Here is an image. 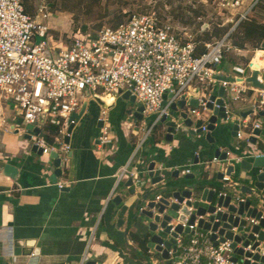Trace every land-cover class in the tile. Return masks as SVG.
Listing matches in <instances>:
<instances>
[{"label":"built area","instance_id":"obj_1","mask_svg":"<svg viewBox=\"0 0 264 264\" xmlns=\"http://www.w3.org/2000/svg\"><path fill=\"white\" fill-rule=\"evenodd\" d=\"M200 1L203 5L226 15V24H233L220 39L201 44L194 41L193 35L189 33L184 35L183 40L169 20L162 19L156 12L130 15L118 26L104 27L95 35L79 31L65 42L63 39H55L51 33L47 23L50 14L47 13L45 5L30 14L26 11L25 0H0V104L14 107L20 122L17 128L14 125L12 129L29 135L30 142L43 150L42 156L49 158L51 153L57 154L62 177L68 168V154L71 152V146L65 143V137L71 138L80 121L72 119L73 114L81 112L88 98L114 99L129 93L130 97H134L135 102L143 107V119L135 120L127 126V132L133 139V152L115 175L116 184L110 198L125 178L132 179L133 185L143 181L150 184L148 168L151 163H154V178H162V181L152 185L151 189L165 190L174 172H178L179 180L194 176L195 181L201 180L202 173L206 174L207 181H211L209 176L215 168L219 169L218 174H222L220 190L212 187H204L201 190L195 186L187 188L191 197L185 198L182 205L192 203L188 208L189 214L184 222L173 221L168 225L171 226L170 234H164L160 230V236L163 238L160 244L162 251L157 250V244L148 248L150 264H166L167 261L171 264H261L246 256V253L251 251V246L244 249L243 255H238L236 251L242 248V245L238 244L233 249V241L223 239L219 234L222 226L217 232L200 228V222H210L212 215H198L193 207V203L197 201L201 205L208 204L202 201L205 190L216 192L217 198L233 195L230 205L237 210L240 203H246L250 196L241 194L242 183L233 174H227L228 167L240 163L244 157L229 149L223 152L221 149L220 153H226L225 161L215 156L202 157L199 152H195V163L190 162L184 167L168 168L151 157L141 169L131 168L132 165L138 164L139 154L143 150L175 148L174 142L180 134L206 136L210 132V119L214 110L221 108L216 103L220 87L224 88L223 101L228 122L238 125L234 137L238 149H244L250 144L249 140L254 137L255 130H264V125L258 119L261 112H264V89L255 88L247 82V79L257 72L259 82L264 84L258 64L253 67L255 61L250 60L244 65L247 70L234 67L233 71L238 75L227 77L236 79L235 82L217 78V74L223 75L218 71V67L222 65L226 55L239 50L231 41L237 28L249 21L257 6L264 0ZM224 25L220 24L219 27L223 28ZM212 31H209L210 36ZM251 92L258 93L259 97L251 103L248 111L251 113L243 118L241 114L235 113L233 108L236 103L250 99ZM212 97H216V100L212 101ZM192 99L197 100V107L190 106ZM181 100L185 104L183 108L178 107ZM209 104H212V110L209 109ZM174 106L177 107L176 113L172 112ZM181 113L186 115L185 119L180 117ZM163 118L166 119L165 122L176 124L175 133L171 134L172 141L165 139L167 129L161 123ZM185 120L191 121L192 125L184 126ZM99 122L102 124L99 144L109 145L113 142L112 127L105 110ZM45 126L59 128L53 143H48L45 139ZM71 126L73 130L69 134ZM28 127L33 130H27ZM36 129L39 130L38 134L34 132ZM251 156L261 157L264 153L257 151ZM197 166L202 168L199 179L194 174V168ZM55 186L63 190L66 182L58 179ZM257 198L258 210L262 214L260 217H247V211L241 216L234 215L235 218L246 222L245 234H249L254 226L264 221V191L261 192V198ZM161 199L180 205L177 199L162 194L157 195L153 201L157 203ZM145 209L146 205L141 211ZM227 210L217 208L214 216ZM214 222L219 221L214 219ZM176 226H181L182 230L173 237L171 234L175 233ZM238 229L234 227L232 231L237 233ZM213 236H216L214 241ZM171 239L174 243L168 250L169 258L164 259V243ZM261 257H264V254H261Z\"/></svg>","mask_w":264,"mask_h":264},{"label":"crops","instance_id":"obj_2","mask_svg":"<svg viewBox=\"0 0 264 264\" xmlns=\"http://www.w3.org/2000/svg\"><path fill=\"white\" fill-rule=\"evenodd\" d=\"M231 55L232 64L245 65L254 60L253 67L258 64L264 75V39L258 50H236ZM258 97V93L251 92L250 99L234 105V112H248ZM85 102L86 109L70 138L72 157L68 168L55 182L53 161L33 152L27 134L12 129L18 127L19 114L13 106L0 104V264H150V257L137 241L145 239L147 225L143 219L132 220L139 199L125 188L130 178L123 179L110 198L115 175L133 152L127 126L137 119L127 114L130 107L122 98H88ZM104 110L112 127L113 142L109 145L98 141ZM258 119L264 125V117ZM233 124H222L212 134L222 152L229 149L244 158L257 151L264 153L260 138L256 145L238 149ZM174 144L173 149L143 150L138 164L131 168L141 169L151 157L168 168H179L195 163V152L202 157L214 156V146L206 136L180 134ZM218 170H211V182H216ZM201 171V166L194 168L197 177ZM58 179L66 182L63 190L55 186ZM118 196L122 198L120 205L114 203ZM132 254L140 257L136 259Z\"/></svg>","mask_w":264,"mask_h":264},{"label":"water","instance_id":"obj_3","mask_svg":"<svg viewBox=\"0 0 264 264\" xmlns=\"http://www.w3.org/2000/svg\"><path fill=\"white\" fill-rule=\"evenodd\" d=\"M264 81V75L260 74ZM217 78L222 81L227 82H235L236 79L227 77L225 75L217 74ZM247 82L251 83L255 88L264 89V84H261L258 80V73H254V75L247 79ZM224 88H219L218 93V99L216 100V97H212L211 100L215 101L218 105L221 106L220 109L214 110V115L210 119V125L209 130L210 132L206 135V139L209 142L210 145L214 146L213 154L215 157H219L220 160L225 161L226 160V153H220L221 147L217 144L215 138L212 136V134L215 131H218L221 127V124H219V120H223L225 122H228L225 108H224ZM122 99L129 103L130 109L128 110V115L132 116L134 119H137L141 121L143 119L142 113H143V107L135 102L134 97H130L129 93H126L122 96ZM184 101L181 100L178 103L179 108L184 107ZM198 103L196 99H192L190 101V106L197 107ZM212 104H209V109L212 110ZM86 109L85 107L81 110L79 114H73L72 119L75 121H79L83 112ZM172 112H177V107L174 106L172 108ZM251 112H246L241 114L243 118H246ZM260 116L264 117V112H261ZM180 117L182 119L186 118V115L184 113L180 114ZM166 119L163 118L161 123L165 125L166 127V137L165 139L167 141H172L171 134L175 133V126L176 124L174 122H165ZM192 123L189 120L184 121V126H191ZM200 123H198V126ZM27 130H33L32 127H28ZM73 130V126H71L68 130V133L70 134ZM238 131V125L236 123L232 126V135L236 137V132ZM36 134L39 133V130H34ZM254 137L250 138V144L256 145L258 139L264 141V136L262 135V131L260 129H257L253 133ZM26 138L30 140V136L27 135ZM70 138L65 137V143L69 144ZM33 152L37 153L39 156H42L43 150L39 148L37 145H33L32 148ZM72 157L71 152L68 154V158L70 159ZM50 160L53 161V167L55 168V173L53 176L54 182L56 181V177L61 176V170H60V160L58 159V156L56 153L50 154ZM154 168V163H151L149 165V173L148 178L150 179V184L147 181H143L139 184L133 185L132 179H129L128 182L125 185V188L129 190V195L137 196L138 202L135 204L133 210L137 214V218L144 219L148 232L145 235L146 239L149 241V247H153L154 244H157V250L162 251L160 248V244L163 241V238L160 236L161 232L163 231L164 234H170L171 226H168L173 221H179L184 222L186 219V216L189 214L188 208L192 206V203L187 202L186 205H182L185 198H190L191 193L188 191L187 188L189 187H182L187 181H195L194 176H186L184 180L178 179V172H174L169 178L165 190L168 191L170 188H175V190L172 191L170 195H165L166 197L170 198L173 197L174 199H177L178 204H171L170 201L166 199H161L159 202L155 203L153 200L150 199V194L154 193L156 191H160V189H151L152 185H155L162 181V178L157 177L154 178V174L152 172V169ZM228 175L233 174L236 179H238L242 186L240 188V192L243 195H249L250 198L247 200L246 203H240L239 209L237 210L234 206H231L230 203L233 199V195H228L226 198L221 197L217 198L216 192L207 191L205 190L202 194V201L208 203L207 205H201L198 201L193 203L194 209L197 210L198 215H206L207 213L212 215V218L210 219V222L204 223L203 221L200 222L199 227L203 228L205 230H212L213 232H217L220 226L222 228L219 231V234L223 237V239H228L230 241H233L232 247L233 249L236 248V245L241 244L242 248L238 249L236 253L238 255L244 254V249L251 246V251L246 253L247 257H252L255 261L260 262L261 264H264V257H261V254H264V221H261L259 225L254 226L249 234H245V227L247 226L246 222L244 220H240L239 218H235V214H238L239 216L243 215L245 211H247V217H260L262 214L259 212L258 207H255L253 205V199L257 198L259 196L261 198V192L264 191V156L261 157H252L247 156L246 158H243V160L240 163H235L234 166H229ZM243 174V175H242ZM222 180V174L219 173L217 175V181L211 182L207 181L206 179L203 181H196L195 186L198 190L203 189L204 187H212L216 188V190H220V181ZM150 185V191H145V187L147 185ZM191 185V186H192ZM177 186H180L181 188H177ZM142 191V194H140ZM157 196V195H156ZM155 196V197H156ZM264 202V199H263ZM114 203L117 205H120L122 203V198L119 196L114 199ZM146 205V209L141 211V208ZM253 207V208H251ZM217 208H223L228 209L227 212H218L215 216L214 213L216 212ZM133 216V214H132ZM135 219V220H136ZM216 219L219 222H214L213 220ZM194 217L191 218V223H193ZM234 227H238L237 233L233 232L232 229ZM181 226H176L175 233L171 234L173 237H176L177 233H181ZM188 232V231H187ZM216 239V236L212 237V240L214 241ZM174 243V240L171 239L170 241L165 242L166 250L163 251L162 257L164 259H168V250L171 248L172 244ZM255 253V254H254ZM35 255V253H33ZM236 262V259H234ZM166 264H171L170 261H167ZM245 264H249V262H246Z\"/></svg>","mask_w":264,"mask_h":264},{"label":"rangeland","instance_id":"obj_4","mask_svg":"<svg viewBox=\"0 0 264 264\" xmlns=\"http://www.w3.org/2000/svg\"><path fill=\"white\" fill-rule=\"evenodd\" d=\"M26 4L32 12L45 5L47 13L50 14L47 23L51 33L55 39H63L65 42L79 31L95 35L104 27H115L118 23L125 22L130 15L156 12L162 19L169 20L183 40L184 35L189 33L193 35L194 41L201 44L211 42L212 39L206 40L205 35L208 34L210 38L209 31L217 24H226L227 20L226 15L215 8L203 5L200 0H27ZM253 16L264 19V11L256 10ZM232 25L228 23L223 28H231ZM230 58L231 52L226 55L223 65L218 67L225 75H238L233 71V65L247 70L241 63L229 62ZM125 103L130 107L128 102ZM226 123L228 122L219 120L221 125ZM192 184L196 185V181H187L182 187H190ZM149 186L148 184L144 190L149 192ZM173 190L175 188L156 191L151 193L149 198L154 199L159 194L170 195ZM253 205L258 207V198L253 199ZM139 238L142 239L144 236L140 235Z\"/></svg>","mask_w":264,"mask_h":264},{"label":"trees","instance_id":"obj_5","mask_svg":"<svg viewBox=\"0 0 264 264\" xmlns=\"http://www.w3.org/2000/svg\"><path fill=\"white\" fill-rule=\"evenodd\" d=\"M25 0V4H26ZM264 2L260 3L257 6L256 10L261 9L262 11H264ZM26 11L30 14H33L34 12L31 11V8H29L26 4ZM122 23V22H121ZM118 23L116 26H118ZM220 24H217L214 26L213 31H212V36L206 34L205 35V39L206 40H210V39H220L221 37H223L228 31L229 28H221L219 27ZM264 39V19H259L255 16H252L248 22H245L243 24H241L235 34L233 35L231 41H232V45L239 50H246L249 48H252L253 50H258L260 49V45L262 43ZM203 50V49H202ZM59 132V128L57 127H53V126H45L44 128V133H45V139L48 143H53L55 140V137L58 135ZM206 178V174H201L200 175V181L205 180ZM137 217V214L134 213L132 220L134 221ZM147 239L144 240H137L138 243H140V246H142L144 253L147 256V250H148V246H147ZM132 256L136 259H138L140 256H137L136 254H132Z\"/></svg>","mask_w":264,"mask_h":264},{"label":"bare ground","instance_id":"obj_6","mask_svg":"<svg viewBox=\"0 0 264 264\" xmlns=\"http://www.w3.org/2000/svg\"><path fill=\"white\" fill-rule=\"evenodd\" d=\"M106 102L108 103L109 101L106 100Z\"/></svg>","mask_w":264,"mask_h":264}]
</instances>
